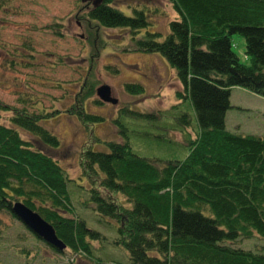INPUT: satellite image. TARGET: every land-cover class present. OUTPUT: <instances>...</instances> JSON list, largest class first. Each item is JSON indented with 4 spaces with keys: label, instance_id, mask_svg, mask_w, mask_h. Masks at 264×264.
I'll return each mask as SVG.
<instances>
[{
    "label": "trees",
    "instance_id": "trees-1",
    "mask_svg": "<svg viewBox=\"0 0 264 264\" xmlns=\"http://www.w3.org/2000/svg\"><path fill=\"white\" fill-rule=\"evenodd\" d=\"M115 1L104 0L96 7L82 3L80 15L88 28L96 23L106 29L140 32L150 26L144 11L127 16L113 5ZM168 1L178 18L170 22L167 38L162 41L159 33L148 32L140 39L134 37L127 51L160 53L167 59L182 86L176 96L191 103L199 131L187 140L189 153L184 160L161 164L134 153L129 142H107V151L86 145L81 167L93 184L86 205L117 221V245L128 252L131 264H264V254L230 245L256 233L264 238V137L238 135L226 128L232 88L264 96V0ZM235 34L245 37L250 66L234 51ZM99 51L91 56V69L74 105L65 111L89 129L104 121L86 107L101 83L95 66ZM134 83L124 84L127 93L145 92L144 86ZM95 103L101 105L102 100ZM130 109L124 106L121 112L129 114ZM0 111L13 110L0 102ZM59 113L44 117L20 111L11 118L13 127L0 121V213L23 225L26 232L18 241L33 238L58 255L91 256V241L101 235L75 216L72 180L57 160L18 129L58 148L59 137L41 121ZM181 121L192 126L190 114L184 113ZM90 131V137L102 140ZM17 201L51 223L67 249L59 251L26 227L12 210ZM2 228L0 264L36 259L38 253L31 256L28 245L8 242Z\"/></svg>",
    "mask_w": 264,
    "mask_h": 264
},
{
    "label": "rangeland",
    "instance_id": "rangeland-1",
    "mask_svg": "<svg viewBox=\"0 0 264 264\" xmlns=\"http://www.w3.org/2000/svg\"><path fill=\"white\" fill-rule=\"evenodd\" d=\"M113 5L127 16H134L135 10L144 11L150 26L140 32L128 28L106 29L96 23L88 28L85 17L80 15V0H0V102L13 110L0 111V121L13 127L11 118L20 111L44 117L61 112L41 121L43 127L59 137L58 148L49 147L24 129H18L37 149L60 163L72 180L70 194L75 216L84 218L88 228L101 235L100 239L91 241V256L69 252L58 255L47 244L36 243L33 238L18 241L26 232L23 225L0 213L6 240L28 245L33 257L38 253L34 261L25 260L27 263L22 264H131L128 252L117 245V221L96 212L94 205H86L93 184L81 167L83 148L90 145L88 148L107 151V142H129L134 153L160 164L182 161L189 153L187 140L199 131L191 103L176 96L182 86L167 59L160 53L127 51V46L134 44V37L140 39L148 32L159 33L162 41L167 38L170 22L178 18L172 3L117 0ZM232 43L241 62L250 66L245 37L235 34ZM95 49L100 50L95 57L100 58L95 62L96 77L101 82L98 87L109 85L119 103L102 101L98 105L95 103L100 100L98 95L89 99L87 111L104 119L90 131L65 111L74 105L87 79ZM127 82L144 86L145 92L127 93L124 88ZM230 101L232 107L226 115L228 131L264 137V96L236 86L232 88ZM124 106L131 108L129 114L121 112ZM184 113L192 117V126L182 123ZM183 128L187 130L182 132ZM89 131L102 140L98 142L93 135L90 137ZM230 245L264 254V238L257 233L250 238L240 237ZM11 257H15L13 252Z\"/></svg>",
    "mask_w": 264,
    "mask_h": 264
},
{
    "label": "water",
    "instance_id": "water-1",
    "mask_svg": "<svg viewBox=\"0 0 264 264\" xmlns=\"http://www.w3.org/2000/svg\"><path fill=\"white\" fill-rule=\"evenodd\" d=\"M82 3H92L93 6H99L104 0H80ZM83 37V36H82ZM98 95L101 99L118 104L119 100L112 95V89L108 85H103L98 89ZM12 210L14 214L34 232L39 238L46 243L58 249L65 251L66 243L57 235L55 227L45 220L39 212L33 210L22 201H17L13 204Z\"/></svg>",
    "mask_w": 264,
    "mask_h": 264
},
{
    "label": "bare ground",
    "instance_id": "bare-ground-1",
    "mask_svg": "<svg viewBox=\"0 0 264 264\" xmlns=\"http://www.w3.org/2000/svg\"><path fill=\"white\" fill-rule=\"evenodd\" d=\"M102 101H104L105 102V100H103V99H101ZM107 102V101H106ZM22 222V221H21ZM23 223V222H22ZM24 224V223H23ZM25 225V224H24ZM26 226V225H25Z\"/></svg>",
    "mask_w": 264,
    "mask_h": 264
}]
</instances>
